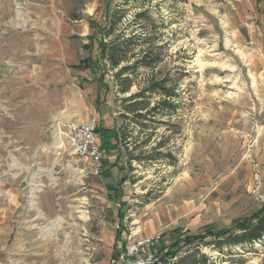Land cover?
Returning <instances> with one entry per match:
<instances>
[{
    "label": "rangeland",
    "instance_id": "obj_1",
    "mask_svg": "<svg viewBox=\"0 0 264 264\" xmlns=\"http://www.w3.org/2000/svg\"><path fill=\"white\" fill-rule=\"evenodd\" d=\"M113 14L115 35L138 36L118 68L99 51ZM145 52L151 67L117 75ZM33 65L81 74L102 145L108 115L122 175L113 191L103 146L97 174L53 139L61 120L21 124ZM136 101L146 119L130 112ZM263 206L264 0H0V264H120L128 239L153 234L160 256L180 259L197 245L187 237L233 228ZM199 249L214 264H264L260 243L226 256Z\"/></svg>",
    "mask_w": 264,
    "mask_h": 264
},
{
    "label": "crops",
    "instance_id": "obj_2",
    "mask_svg": "<svg viewBox=\"0 0 264 264\" xmlns=\"http://www.w3.org/2000/svg\"><path fill=\"white\" fill-rule=\"evenodd\" d=\"M61 72L62 74L58 73L56 77L46 75L40 73L37 65H33V69L24 74L23 90H21V124L41 128L43 123L57 120L77 123L89 120V93L80 87L81 82L78 79L81 74H71L64 69ZM107 118L108 115H105L101 119L106 126L103 125L104 129L101 130L100 135L103 141L101 146L105 153L108 152L106 158L109 160L104 162V177L107 180L108 190L113 191L122 175L115 164L117 136L110 131Z\"/></svg>",
    "mask_w": 264,
    "mask_h": 264
},
{
    "label": "trees",
    "instance_id": "obj_3",
    "mask_svg": "<svg viewBox=\"0 0 264 264\" xmlns=\"http://www.w3.org/2000/svg\"><path fill=\"white\" fill-rule=\"evenodd\" d=\"M139 16V15H138ZM121 16H118L117 14H113L107 19L108 25L104 28V35L102 37V40L99 44V51H100V58L102 60H107L113 68H118L122 64L123 58L133 51L131 48V45L135 38L134 37H126L125 33H121L118 35H115V27L120 23ZM114 36V39L110 42L106 43L105 40L108 38H112ZM148 60V53H144V56L138 60L135 64L130 66H124L121 68L118 76L125 75L128 72L134 71L136 68H138L140 65L145 67H151V63H147ZM158 61H154V63H157ZM89 66L86 64V60L82 61L81 65L77 66V68H88ZM156 86H159V84H153L151 85L148 90L153 92H158L162 97L165 98H171L172 95L169 93V91L162 86L161 89H157ZM162 90V91H159ZM124 92H128V90H124ZM144 96L143 92H140L139 94L132 96L130 100H137L139 98H142ZM142 107H138L141 106ZM144 102L143 101H136L133 105H131L130 112L132 114H135V117L138 119H146L147 115H143L140 112L148 110L147 108L143 107ZM163 106L169 105L167 101H163L159 104ZM136 108V109H135ZM153 109L152 111H154ZM152 111H148L147 113H151ZM149 115V114H148ZM185 242L187 244H192L194 242H197V245H194L193 247L187 249L184 252V256L179 259V257L176 256L177 253L172 254V257H169L170 254L166 253L165 255L160 256V260H163L164 258H177L175 264H214L210 262V258L201 253L200 247L206 246L211 247L213 250L218 251L221 255H233V249L235 248H246L248 246H253L256 243H260L264 246V206L262 209L255 214L252 218L246 219L242 221L241 223L237 224L235 227L224 230L222 232H211L208 231L204 235H198V236H192L187 237L185 239ZM178 246L177 244H174L172 248H176ZM159 254V252H158Z\"/></svg>",
    "mask_w": 264,
    "mask_h": 264
},
{
    "label": "built area",
    "instance_id": "obj_4",
    "mask_svg": "<svg viewBox=\"0 0 264 264\" xmlns=\"http://www.w3.org/2000/svg\"><path fill=\"white\" fill-rule=\"evenodd\" d=\"M53 139L80 159L88 161L98 174L102 170L104 152L101 147L96 119L84 123L59 121L51 126ZM162 235L153 234L130 238L119 253L120 264H175L177 258L160 260L158 251Z\"/></svg>",
    "mask_w": 264,
    "mask_h": 264
},
{
    "label": "bare ground",
    "instance_id": "obj_5",
    "mask_svg": "<svg viewBox=\"0 0 264 264\" xmlns=\"http://www.w3.org/2000/svg\"><path fill=\"white\" fill-rule=\"evenodd\" d=\"M35 189H37V188H35ZM36 192H37V190H36ZM35 193V192H34Z\"/></svg>",
    "mask_w": 264,
    "mask_h": 264
}]
</instances>
